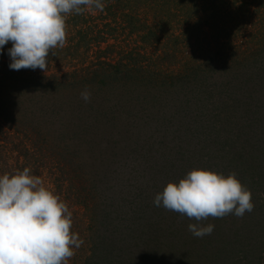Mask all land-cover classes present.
<instances>
[{
    "label": "trees",
    "instance_id": "1",
    "mask_svg": "<svg viewBox=\"0 0 264 264\" xmlns=\"http://www.w3.org/2000/svg\"><path fill=\"white\" fill-rule=\"evenodd\" d=\"M104 3L103 11L69 14L66 33L74 29V35H66L65 46L53 49L47 58L48 68L68 57L73 61L79 57L84 43L86 49L97 48L86 66L62 73H46L51 70L48 68L45 72L14 71L8 67L7 49L11 43L0 52V174L28 167L36 176L41 168L47 170L54 181L51 184L58 188V196L72 213L71 230L83 240L68 260L70 264L91 262L93 253L85 251L89 248L85 245L84 224L95 204L89 194L99 168L95 169L94 159H88L87 154L73 157L72 148L69 151L68 148L76 144L82 150H91L99 144L100 147L105 141L101 133L111 126L116 129L107 133L113 132L120 139L127 134L131 139L134 134L127 133L128 129L122 126L133 122L124 121L116 127L119 108L140 91L151 93L149 97L146 95L151 101L159 93L162 96L166 88L170 93H179L183 84L195 82L202 89L203 63L205 71L217 69L210 73L226 77L225 93L235 87L229 85L235 75L230 78L227 75L246 68L247 61L258 64L251 65V70H257L252 76L264 70L260 63L264 53V0H104ZM118 30L135 36V44L127 51L117 52V58L110 61L106 58L109 46L102 49L101 45L114 39ZM201 47L205 53L203 63L197 54ZM145 48H153L152 53L142 52ZM158 61H168V66L173 65L176 70L155 69L153 65ZM84 89L91 93L87 102L80 95ZM212 107L221 110L220 106ZM75 167L85 169L78 172Z\"/></svg>",
    "mask_w": 264,
    "mask_h": 264
},
{
    "label": "rangeland",
    "instance_id": "2",
    "mask_svg": "<svg viewBox=\"0 0 264 264\" xmlns=\"http://www.w3.org/2000/svg\"><path fill=\"white\" fill-rule=\"evenodd\" d=\"M86 14L90 16V12ZM74 31L68 29L66 35L73 36ZM114 34L115 40L101 45L102 49L109 46L106 58L110 61L117 58V52L134 47L136 40L121 30ZM198 49L203 63L205 53L202 47ZM94 50L97 48L86 49L82 43L77 59L53 62L46 73L86 66ZM152 50L141 51L151 54ZM261 55L264 69V53ZM168 65V61H158L153 67L176 70ZM251 65L258 66L250 60L246 68L227 75H235L229 83L235 87L226 93V77L210 73L217 69L205 71L204 63L200 83L205 85L200 90L195 82L183 84L179 93L166 88L162 96L155 92L159 97L151 101L146 97L151 93L136 92L119 108L116 126L133 122L122 126L134 134L131 139L127 134L120 139L107 133L116 129L111 126L101 133L105 141L100 147L82 150L76 144L68 148L73 157L87 154L94 159L95 169L99 168L89 194L95 202L92 208L97 205L84 224L89 248L85 251L93 253L90 264H264V70L252 76L257 70H251ZM144 97L147 101L141 102ZM75 168L78 172L85 169ZM193 168L235 174L251 192L253 210L243 217L228 214L197 222L154 205L156 193ZM36 176L58 195L44 167ZM190 223L212 224L214 229L210 235L196 237L188 229Z\"/></svg>",
    "mask_w": 264,
    "mask_h": 264
},
{
    "label": "clouds",
    "instance_id": "3",
    "mask_svg": "<svg viewBox=\"0 0 264 264\" xmlns=\"http://www.w3.org/2000/svg\"><path fill=\"white\" fill-rule=\"evenodd\" d=\"M104 0H0V52L7 49L10 70L40 69L66 44L69 14L103 11ZM87 102L91 93L84 89ZM157 207L199 222L228 214L243 217L253 210L251 192L235 174L193 168L155 194ZM72 213L58 195L24 167L0 174V264H68L83 240L72 230ZM196 237L210 235L214 225L189 224Z\"/></svg>",
    "mask_w": 264,
    "mask_h": 264
}]
</instances>
